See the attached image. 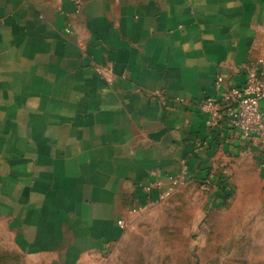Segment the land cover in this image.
I'll list each match as a JSON object with an SVG mask.
<instances>
[{"label":"crops","instance_id":"1","mask_svg":"<svg viewBox=\"0 0 264 264\" xmlns=\"http://www.w3.org/2000/svg\"><path fill=\"white\" fill-rule=\"evenodd\" d=\"M258 60L264 0H0V226L12 245L79 264L184 168L186 184L218 190L216 172L257 145L210 129L198 105L242 86Z\"/></svg>","mask_w":264,"mask_h":264},{"label":"rangeland","instance_id":"2","mask_svg":"<svg viewBox=\"0 0 264 264\" xmlns=\"http://www.w3.org/2000/svg\"><path fill=\"white\" fill-rule=\"evenodd\" d=\"M241 157L216 172L233 190L226 205L213 202L211 184L182 185L132 217L117 244L79 264H264V154ZM0 264L58 263L29 258L0 226Z\"/></svg>","mask_w":264,"mask_h":264},{"label":"built area","instance_id":"3","mask_svg":"<svg viewBox=\"0 0 264 264\" xmlns=\"http://www.w3.org/2000/svg\"><path fill=\"white\" fill-rule=\"evenodd\" d=\"M243 72L245 82L242 86L230 87L219 99L205 98L198 109L208 118L210 129L226 128L233 132L235 138L238 137L243 146L256 144L257 151L264 154V60L246 64ZM186 176L187 170L184 168L180 177L173 180V187L161 195V200L185 185ZM219 177L227 182L225 172L218 174ZM203 184V187L209 185L207 182ZM160 187L161 184L156 183L152 188ZM152 188L145 190L150 192ZM227 192L233 193L229 184Z\"/></svg>","mask_w":264,"mask_h":264},{"label":"trees","instance_id":"4","mask_svg":"<svg viewBox=\"0 0 264 264\" xmlns=\"http://www.w3.org/2000/svg\"><path fill=\"white\" fill-rule=\"evenodd\" d=\"M218 198L221 200V206L226 205L231 199L233 193L227 192L228 183L223 181L221 177L218 178Z\"/></svg>","mask_w":264,"mask_h":264}]
</instances>
